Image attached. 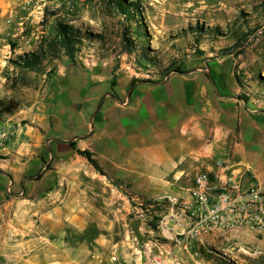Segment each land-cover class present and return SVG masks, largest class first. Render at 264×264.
<instances>
[{
  "label": "crops",
  "instance_id": "1",
  "mask_svg": "<svg viewBox=\"0 0 264 264\" xmlns=\"http://www.w3.org/2000/svg\"><path fill=\"white\" fill-rule=\"evenodd\" d=\"M224 57L202 66L185 63L160 80L134 85L132 76L112 72L108 61L73 72L67 92L77 94L67 93L64 116L50 115L56 124L47 140L49 154L67 167L51 175L54 184L46 189L45 176L35 180L49 163L42 155L22 162L19 155L9 156V148L0 149V264L105 262L114 245H124L125 225L141 224L130 219L127 193L146 200L188 199L198 174L215 186L239 183L264 190V85L255 79L247 88ZM35 139L41 146L42 137ZM70 142L88 151L101 172ZM76 163L88 164L89 181L100 182L99 205L87 196L90 188L71 185L83 180ZM64 182L71 186L64 199L51 202ZM18 188V196L11 194ZM175 214L176 223H167L175 233L195 223L182 209ZM251 245L264 249V232L216 229L199 233L196 242L224 252L249 253ZM191 251L190 264H208L194 260ZM127 260L138 264L131 256Z\"/></svg>",
  "mask_w": 264,
  "mask_h": 264
},
{
  "label": "rangeland",
  "instance_id": "2",
  "mask_svg": "<svg viewBox=\"0 0 264 264\" xmlns=\"http://www.w3.org/2000/svg\"><path fill=\"white\" fill-rule=\"evenodd\" d=\"M68 1L76 7L74 13L68 12ZM140 6L145 34L139 39L132 34L134 49L123 54L119 38L121 21L106 9L104 0H0V99L20 101L19 108L12 115L0 118V134H6V138H0V149L9 148V156L12 153L19 155L22 162L40 155L45 157L49 163L45 167L43 165V170L39 169L35 180L40 183L39 180L45 176L46 189L54 184L51 175L60 174L67 168L56 165L54 155L49 154L47 140L51 127L56 124L50 115L64 116L67 93L77 94L72 90L67 92L68 78L73 72H83L96 61H108L112 72L121 70L138 81L160 80L166 70L170 73L185 63L202 66L204 61H214L220 57L216 53L229 48L231 54L224 58L233 63L237 77L245 82L247 88L259 76L264 80V0H140ZM45 7L58 9L59 18L83 33L100 35L101 41L89 38L83 42L74 63L60 58L50 65L55 68L50 76L41 75L33 80L30 87L12 91L6 83L8 78L15 76V72L8 59L37 50L42 40L53 36L51 24L54 19H49L45 26L40 23ZM196 27L203 30L198 39L191 33V29ZM132 28H135L133 24ZM235 33H247L249 36L238 46L230 47ZM153 58L155 65L149 61ZM262 83L264 85V81ZM64 127L65 122L58 126L60 129ZM35 136L42 137L41 146L36 145ZM19 146L21 149L17 152ZM74 166L83 169L80 170L83 180L73 181L71 185L90 188L87 196L91 203L99 205L103 194L100 182L89 181L85 173L88 164L76 163ZM0 172L3 171L0 169ZM70 187L65 182L58 185L61 190L51 202L60 203ZM11 194L18 196L20 188L11 190ZM155 235L157 233L146 237ZM249 247V253L239 249L224 252L213 247L225 258L213 257V264H234L231 256L238 264H264L263 247ZM222 248L225 249L224 246Z\"/></svg>",
  "mask_w": 264,
  "mask_h": 264
},
{
  "label": "built area",
  "instance_id": "3",
  "mask_svg": "<svg viewBox=\"0 0 264 264\" xmlns=\"http://www.w3.org/2000/svg\"><path fill=\"white\" fill-rule=\"evenodd\" d=\"M66 4L68 12L74 13V4L71 1ZM0 138H6V134H0ZM125 197L131 206L130 219L141 224H126L124 245H114L108 259L101 264H129L127 256L138 264H190L191 257L187 254L191 248L194 260L213 264L212 258L219 253L213 246L197 247L199 233H212L216 229L225 234L243 229L264 232V190L259 187L243 188L239 183L215 186L205 174H198L188 191V199L146 200L129 193ZM157 207L162 210L158 211ZM177 208L187 213L190 223H195L175 233L167 223H176ZM154 233L157 236L146 237ZM230 259L238 264L233 256Z\"/></svg>",
  "mask_w": 264,
  "mask_h": 264
},
{
  "label": "trees",
  "instance_id": "4",
  "mask_svg": "<svg viewBox=\"0 0 264 264\" xmlns=\"http://www.w3.org/2000/svg\"><path fill=\"white\" fill-rule=\"evenodd\" d=\"M106 9L112 12L114 16L118 17L121 21V31L119 38L122 44V53L129 54L134 49V42L130 38L134 34L137 39L144 36V25L142 23V8L140 6V0H104ZM49 19H54L51 24L52 35L48 39L41 41L38 49L35 51L17 54L13 58L8 59L9 65L15 72V76L8 78L6 85H9L13 91L17 88L30 87L35 78L45 75L50 76L54 71V65L50 66L60 58H66L71 63H74L78 53L81 51L83 42L88 41L89 38L94 37L95 40L101 41L100 35L92 36L87 33H83L79 28L65 22L59 18V10H50L48 7L43 9V15L41 25L48 24ZM132 24L135 28H132ZM129 26V29L126 27ZM196 29V30H195ZM203 30L200 27L191 29V33L201 37ZM249 34L241 33L240 35L235 33L234 43L230 46H238L241 42L246 41ZM229 48L223 49L221 53H217L219 56H226L231 54ZM143 57H145L143 55ZM148 61V60H147ZM152 65H155V59L149 60ZM174 71H179V68ZM169 74V70H166L164 77ZM163 75V74H161ZM163 77V78H164ZM137 80H132V85ZM259 82L264 80L259 76ZM157 83V82H153ZM20 106V101L12 98L0 99V118L3 116L12 115ZM72 149L76 150L77 154L84 157L88 163L93 166L97 171L101 172L96 161L92 158V155L88 151H80L75 148V145L70 142ZM158 211L162 208L157 207ZM153 224V223H152ZM214 258H222V255L217 254ZM225 258H222V260Z\"/></svg>",
  "mask_w": 264,
  "mask_h": 264
}]
</instances>
